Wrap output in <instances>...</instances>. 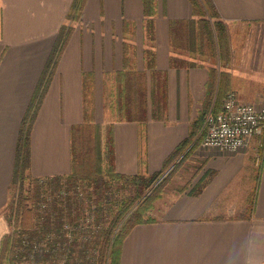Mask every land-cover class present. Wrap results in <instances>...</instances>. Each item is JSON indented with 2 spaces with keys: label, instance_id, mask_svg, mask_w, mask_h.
<instances>
[{
  "label": "crops",
  "instance_id": "crops-1",
  "mask_svg": "<svg viewBox=\"0 0 264 264\" xmlns=\"http://www.w3.org/2000/svg\"><path fill=\"white\" fill-rule=\"evenodd\" d=\"M213 2L230 32L232 71H264L259 57L264 37H258L264 0ZM74 3L0 0V247L9 232L2 213L10 197L21 123L64 27L73 26L33 120L31 176L71 172L72 134L83 123L91 126L89 114L97 119L106 105V88L116 80L118 88L135 90L142 105L138 111L122 91L118 96L127 115L109 126L116 170L128 175L162 169L188 136L206 98L208 68L172 64L170 21L193 17L189 0H155L152 29L144 0H84L78 17ZM124 71H129L126 78L119 75ZM86 74L91 76L88 109ZM130 74L139 76L130 81ZM238 79L234 72L231 87L240 101L263 100L264 82L236 88ZM159 103L165 111L157 112ZM260 140L254 136L247 149L236 152L197 144L184 167L187 177L181 184L188 188L162 196L153 216L133 226L123 241L120 264H264ZM194 189L197 194L191 193Z\"/></svg>",
  "mask_w": 264,
  "mask_h": 264
},
{
  "label": "trees",
  "instance_id": "trees-1",
  "mask_svg": "<svg viewBox=\"0 0 264 264\" xmlns=\"http://www.w3.org/2000/svg\"><path fill=\"white\" fill-rule=\"evenodd\" d=\"M189 1L193 7V17L170 21L172 64L206 66L209 71L206 98L203 109L191 124L188 136L164 160L162 169L152 173L128 175L118 172L111 128L106 149H102L98 134L92 151L84 141L85 129L92 127L83 123L74 130V136L72 134V170L69 174L44 177L45 180L29 174L33 120L73 26L62 29L38 91L21 123L14 177L10 186L12 190L18 181L21 194L17 200L15 196L11 198L6 207L5 216L10 230L1 240L0 264H16L24 258L35 264H120L124 239L134 225L150 219L143 210L158 198L163 187L164 179L161 177L164 171L170 176L177 163L181 162L178 159H187L201 143L200 131L206 114L211 107L212 112L219 111L223 98L232 89L231 74L223 65V49L228 43L226 22L213 0ZM83 2L75 0L73 10L76 13L72 12L70 16L73 13L79 16ZM155 11V0H144L149 29L154 25ZM204 40L209 45V52L202 48ZM217 47L220 51V69ZM50 66L52 69L48 71ZM128 74L129 71L119 73L125 78ZM90 80V75H84L86 109L90 104ZM119 89L127 94L126 88ZM126 109L120 112L126 113ZM261 139L260 151L264 149V131ZM160 178L162 181H159ZM27 180L30 187L24 189ZM191 193L197 194L198 190L194 189ZM44 194L54 196L48 206L44 203L47 201ZM40 202H43V206ZM30 203H37V209L41 205L42 213L35 211L37 215H34Z\"/></svg>",
  "mask_w": 264,
  "mask_h": 264
},
{
  "label": "rangeland",
  "instance_id": "rangeland-1",
  "mask_svg": "<svg viewBox=\"0 0 264 264\" xmlns=\"http://www.w3.org/2000/svg\"><path fill=\"white\" fill-rule=\"evenodd\" d=\"M226 26H227V24H226ZM258 37L260 39H262L264 37V28L263 27H259ZM227 38H228V43L225 46V48L223 49V51H224V53H223V65H225V67H227L226 69L229 70V72L231 74L230 76L232 78H233L234 72L239 75V79L236 81V88H237V86H239L241 84H242V86L246 85V84L259 85V86L261 85L262 86V83L264 82V71H232V67L230 66V63H231V60H232V52H231V48H230V32H229L228 27H227ZM202 44H203L202 48L209 52L210 48H209V45H208L207 41L204 40ZM259 49H260L259 50V54H261V56H259L260 60L262 62H264V44L261 43V42L259 44ZM217 50H218L217 63H218L219 69H220L221 59H220V51H219L218 47H217ZM257 52L258 51L255 50V53H257ZM54 60L55 59L53 58L52 64H51L52 66H53ZM51 69H52V67L50 66L48 71H51ZM54 70H55V68H54ZM138 76H139V74H135V75L130 74L128 79H130V81H132V78H135V77H138ZM127 84H129V82ZM263 85H264V83H263ZM125 88L127 90L126 91L127 95L130 98H133V101H131L130 103H134L135 107L139 111L138 106L141 109L142 105H141V103H138L137 100H136L138 93L135 90H133L132 88H129V87H125ZM120 90L121 89L118 88L117 80H116L114 87L111 86L109 88H106V91H107L106 92L107 101L105 102L106 105H104V107H103L104 109L100 108V110L97 112V119L94 121V113L91 114V117H90V114L88 113L89 114L88 120L91 121V127L92 128H88L87 127L85 129L84 141H85L87 147H89V149L91 148L92 151L95 148L96 137H97L98 134L100 135V143H101L102 149L103 150L106 149L108 128L110 126V123L112 121H114V120H117V119H125V117L127 115V113L120 112V111H122L125 108V105H126V103L125 104L122 103L123 100L120 103V97L119 96L122 95L121 94L122 92ZM118 91H119V93H118ZM229 91H235L237 93L238 97H239V93H238L237 90L230 89ZM249 102L250 103H254L256 105H264V98H263V100H260L258 102H255V101H249ZM165 106L166 105L159 103L157 105V112L165 111V109H164ZM202 109H203V104H202ZM210 111H212V107H211V109L208 112H210ZM260 139H261V135H260ZM262 143H263V141L261 139L259 141V150H260V147H262V145H261ZM250 144H251V141L248 143L247 146L242 147L240 149H247ZM260 156L261 155H259V152H258V155L256 157V163L257 164H259L258 162L260 161ZM187 159L179 158L178 160L181 161V162L177 163V165L174 168L175 171H173L170 176H169L167 171L166 172L164 171V173H163V175L161 177V178L164 179L163 187L160 189V194H159L158 198L156 200H154V202H152V204L149 207H147L145 210H143V213L147 215V218H149V217L151 218L153 216L154 210H155V206H156V202L158 203V201L161 200L160 198L162 196L169 197L170 194L174 193L175 191L181 192V191L185 190L186 188H188V186H189L188 183L181 184V182L186 179L185 177H187L186 169L184 168V167H186L188 165L187 164ZM88 161H89V159H88ZM161 178L159 179V181H162ZM40 179L41 180H45L44 177H42ZM28 181L29 180H27L25 182L24 189H27V187H30V185H29L30 183ZM12 187H13L12 190H10L9 201L14 196H15V199L17 200L18 196H20V194H21L20 183L18 181ZM150 192H151V190L148 191V193H150ZM44 195L46 196V199H47V201L46 202L44 201V203H46L47 206H48L49 205L48 203L54 198V196H49L48 194H44ZM40 203L42 204L43 202H40ZM36 204L35 205H33L32 203L29 204V207H31L32 210L34 211V215H37L35 211H38L39 213H42V211H43V209L41 208V205H39V207L37 209V207H35ZM42 206H43V204H42ZM6 207H7V205H6ZM6 207L4 208V211L2 213V214H4V216H5V213H6ZM11 229H12V227H11ZM9 230H10V226H9ZM16 264H35V263H30L29 260L24 258L23 261H20L19 263H16Z\"/></svg>",
  "mask_w": 264,
  "mask_h": 264
},
{
  "label": "built area",
  "instance_id": "built-area-1",
  "mask_svg": "<svg viewBox=\"0 0 264 264\" xmlns=\"http://www.w3.org/2000/svg\"><path fill=\"white\" fill-rule=\"evenodd\" d=\"M264 131V105L242 102L235 91H229L217 112L205 116L201 144L222 151L236 152L254 136Z\"/></svg>",
  "mask_w": 264,
  "mask_h": 264
}]
</instances>
